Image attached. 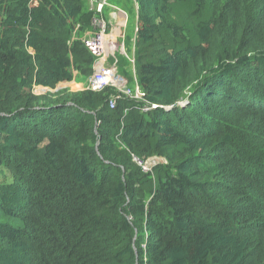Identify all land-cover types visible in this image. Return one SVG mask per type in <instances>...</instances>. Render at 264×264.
Listing matches in <instances>:
<instances>
[{
	"label": "trees",
	"instance_id": "obj_1",
	"mask_svg": "<svg viewBox=\"0 0 264 264\" xmlns=\"http://www.w3.org/2000/svg\"><path fill=\"white\" fill-rule=\"evenodd\" d=\"M132 2L141 99L85 0H0V264H264V0Z\"/></svg>",
	"mask_w": 264,
	"mask_h": 264
},
{
	"label": "rangeland",
	"instance_id": "obj_2",
	"mask_svg": "<svg viewBox=\"0 0 264 264\" xmlns=\"http://www.w3.org/2000/svg\"><path fill=\"white\" fill-rule=\"evenodd\" d=\"M125 1V0H123ZM86 4L88 5L89 9H94L96 11V13L99 15V19L104 22V26H105V32L103 33V37H102V41L105 42V48H103L104 50V55L102 54L101 57L97 58V61H99V63L102 65L104 63V66H106V68L108 69H113V75L109 76V83L107 87H114V83H116V81L118 79H124L122 78L123 76L120 74L119 72V68L117 70V68L115 67V65L112 63H110V61H115V59H117L116 57H120L123 58L126 62L130 60V57H128L125 53V51L123 49H121V51H118L117 46H120V41L121 38L119 37V34H115L114 37H111L107 40V31H106V27H108L107 22L104 20V9L107 8L110 4H109V0H85ZM104 2V3H103ZM102 3V7L99 8L98 5ZM114 10L115 13H119L120 15L122 14H126L125 9H123L122 4H117V6H113L112 8ZM133 10V9H132ZM127 15V14H126ZM97 22V21H96ZM96 26H99V23H96ZM132 27H133V20L131 19L129 21L128 24V28L125 30V33L128 35L129 38H131L132 35ZM99 31V28H98ZM104 38V39H103ZM107 43H112L114 45V47L111 50V53L109 51V48H107ZM127 44V43H124ZM116 46V47H115ZM127 52V51H126ZM111 56V57H110ZM110 57V58H109ZM129 63L127 62V67L125 68L128 71L129 74V78L127 81L128 84V88L132 91H134L135 86H136V79H135V75L133 74V70L132 67H130V65H128ZM125 80V79H124ZM64 88L69 89L70 91H78L82 89V86H80L79 84H77L76 82H74V84L71 85H64ZM115 88V87H114ZM40 94V93H38ZM156 163V160H148L145 162V164L143 165V168L145 170H148L151 166H153Z\"/></svg>",
	"mask_w": 264,
	"mask_h": 264
},
{
	"label": "built area",
	"instance_id": "obj_3",
	"mask_svg": "<svg viewBox=\"0 0 264 264\" xmlns=\"http://www.w3.org/2000/svg\"><path fill=\"white\" fill-rule=\"evenodd\" d=\"M98 7L101 8L102 3H100ZM97 23H99V26H98L99 31L93 34L92 36L89 35L87 38L83 40L85 46L88 48L90 53L96 59L94 66H93V74L88 81V89L94 92H100L104 88L109 86L108 85V83L110 82L109 76L113 75L112 73L113 69H108L106 68V66H104V63L101 65L99 61H97V58L101 57L102 54L104 55L103 48H105V42L102 41L103 33L105 32L104 22L98 19ZM129 62L131 63L133 74H134V68H133L134 61L132 57L130 58ZM114 87L117 91L127 96H130L132 98L141 99L143 97V94L141 93L137 85L135 86L134 91H132L128 88L127 81L124 79H118L116 83H114ZM109 105H110V108L113 107V102H110Z\"/></svg>",
	"mask_w": 264,
	"mask_h": 264
},
{
	"label": "crops",
	"instance_id": "obj_4",
	"mask_svg": "<svg viewBox=\"0 0 264 264\" xmlns=\"http://www.w3.org/2000/svg\"><path fill=\"white\" fill-rule=\"evenodd\" d=\"M111 3V4H110ZM122 4L123 9H125L126 14L120 15L118 12L115 13L112 9L113 6H117V4ZM109 6L104 9V20L107 22L108 27H106L107 31V40L111 37H114L115 34H119V37L121 38L120 46H117L118 51H121L123 49L128 57L133 56L132 49H127L124 44V35L125 30L128 28L129 21L133 20V26L135 24L136 20V6L132 0H109ZM133 9V10H132ZM133 28V27H132ZM132 30V29H131ZM91 33H87L86 36H89ZM127 51V52H126ZM74 84V82L69 83L68 85ZM62 86V85H60ZM82 86V85H80Z\"/></svg>",
	"mask_w": 264,
	"mask_h": 264
},
{
	"label": "clouds",
	"instance_id": "obj_5",
	"mask_svg": "<svg viewBox=\"0 0 264 264\" xmlns=\"http://www.w3.org/2000/svg\"><path fill=\"white\" fill-rule=\"evenodd\" d=\"M132 67V66H131ZM117 68V67H116ZM122 78H124V77H122ZM125 80H127L126 78H124Z\"/></svg>",
	"mask_w": 264,
	"mask_h": 264
}]
</instances>
